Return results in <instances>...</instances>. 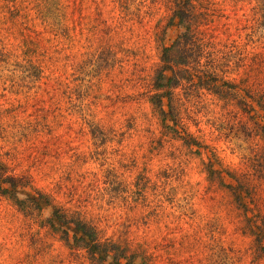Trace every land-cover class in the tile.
Wrapping results in <instances>:
<instances>
[{
	"label": "rangeland",
	"instance_id": "374dc122",
	"mask_svg": "<svg viewBox=\"0 0 264 264\" xmlns=\"http://www.w3.org/2000/svg\"><path fill=\"white\" fill-rule=\"evenodd\" d=\"M211 2L188 45L179 0H0V171L51 203L0 192V264H264V0Z\"/></svg>",
	"mask_w": 264,
	"mask_h": 264
},
{
	"label": "trees",
	"instance_id": "16d2710c",
	"mask_svg": "<svg viewBox=\"0 0 264 264\" xmlns=\"http://www.w3.org/2000/svg\"><path fill=\"white\" fill-rule=\"evenodd\" d=\"M194 1L195 0H179L180 6H178L175 15L169 20V24H180L181 28L185 29V31L182 32V35L185 36V40H187L186 44L188 45L189 40L191 42L194 40V34L191 35V33L197 31V26L195 24H215V18L219 19L217 13H222L221 9H216L215 6L213 7L211 0H198L195 1L196 4H194ZM211 15H214V17ZM210 17H213V19L211 20ZM192 44H194V42H192ZM183 51L187 55L191 53V51L187 50L186 48L185 50L183 49ZM166 67H168V70L166 73L163 69L160 71L159 77L157 79L158 81H156L155 85L157 89L164 90L162 93H164L167 88L173 85L174 80L171 66ZM4 175L5 174H2V171H0V182L5 183L4 185H6L1 186L2 188L0 192L3 195H8L13 200H15L16 204L21 209L28 206V203L37 209H43L45 206H49L51 204L47 194L43 192L34 193L32 190L27 191L25 189L26 182L24 183L21 178H16L12 175ZM19 194H23L27 198H20ZM48 222L53 228H61L68 236L70 232L74 233L72 240L76 244L82 242L88 247H91L94 252H97V250H102L100 255L104 260L109 257V253L105 251L107 242L97 241V233L95 228L87 227V225L83 223L82 218H70L68 213L64 214L60 209L56 208L54 209L52 217L48 219ZM115 245L116 244H114V246Z\"/></svg>",
	"mask_w": 264,
	"mask_h": 264
}]
</instances>
